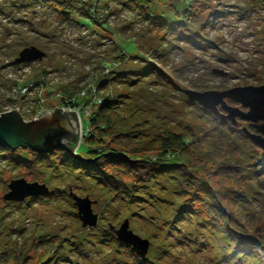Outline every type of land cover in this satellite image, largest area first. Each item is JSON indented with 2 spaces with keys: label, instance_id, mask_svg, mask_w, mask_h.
Masks as SVG:
<instances>
[{
  "label": "rangeland",
  "instance_id": "1",
  "mask_svg": "<svg viewBox=\"0 0 264 264\" xmlns=\"http://www.w3.org/2000/svg\"><path fill=\"white\" fill-rule=\"evenodd\" d=\"M32 47L46 57L16 64ZM246 87H264V0H0V117L80 128L77 159L0 148V264H264V150L185 94Z\"/></svg>",
  "mask_w": 264,
  "mask_h": 264
},
{
  "label": "water",
  "instance_id": "2",
  "mask_svg": "<svg viewBox=\"0 0 264 264\" xmlns=\"http://www.w3.org/2000/svg\"><path fill=\"white\" fill-rule=\"evenodd\" d=\"M45 57L44 52L32 47L22 51L15 63L18 65L32 63L42 61ZM214 74L227 75L219 70L214 71ZM185 94L189 101L201 105L233 125H237L239 119L252 123L256 128V133H250L247 129H244V133L254 144L264 150V87L233 88L227 91L205 93L185 90ZM227 100L240 104L243 109L248 110V113L239 107L230 106ZM260 122L262 123L259 124ZM79 129V119L75 113L57 110L56 113L44 114L38 121L26 123L19 111H15L0 117V148H11L12 150L29 148L40 154L56 149L69 151L67 144L79 138ZM71 154L77 159L74 153ZM13 189L16 191L18 188L14 187ZM43 191L45 192L46 189ZM74 199L83 227L97 226L98 216L94 215L92 211L91 201L77 197ZM112 230L116 233L118 240L130 247L139 257L142 259L147 257L151 246L150 242L130 231L128 221L119 230L114 227Z\"/></svg>",
  "mask_w": 264,
  "mask_h": 264
},
{
  "label": "trees",
  "instance_id": "3",
  "mask_svg": "<svg viewBox=\"0 0 264 264\" xmlns=\"http://www.w3.org/2000/svg\"><path fill=\"white\" fill-rule=\"evenodd\" d=\"M71 14V13H70ZM227 102L229 103V104H231V106H233L234 107V105H236V104H234V102L233 101H230V100H227ZM233 104V105H232ZM110 105V104H109ZM105 106V105H104ZM104 106H102V107H100V109H99V111L97 112V113H95L93 116H92V120L90 121V124H89V126H90V129H91V132H93V130H96V131H98V130H101L102 132H104V129H100L99 128V123L101 122V123H104V124H107V125H109L110 123H111V117H106V118H103L102 117V110H104V109H102V108H104ZM241 110H243V108L240 106L239 107ZM113 111V110H112ZM244 111V110H243ZM114 113V114H113ZM112 113V115H115V112H113ZM221 119V118H220ZM222 120V119H221ZM222 122L223 123H225V124H230L231 126H236V125H233L231 122H229V121H227V120H222ZM237 125H243V127L244 126H247V127H245L244 129H247L250 133H256V128H255V126L252 124V123H249V122H244V121H242V120H238V124ZM93 129V130H92ZM244 129H243V134L245 135V137L248 139V140H250L247 136H246V134L244 133ZM89 135V134H88ZM181 139V138H180ZM78 139L77 140H75L74 142H68V144H67V146H68V149H69V152L70 153H74L76 150H77V145H78ZM191 142V141H190ZM190 142H188V143H190ZM185 140H183V143H182V145H186V144H188ZM257 147V146H256ZM173 148V147H172ZM170 146L168 147V149H172ZM58 150H61V149H58ZM67 150V149H66ZM172 150H174V148L172 149ZM183 151V150H182ZM109 156V159L107 158ZM122 156V155H121ZM168 157V156H167ZM102 158H104L102 161L103 162H107L108 164H109V166L111 167V166H114V167H117V166H123V167H126L127 169H130V170H133V171H135V172H137L138 171V173H139V171L140 170H144V169H148L149 167H150V165H151V163H148L149 161H132V160H130V159H127V158H123V157H121L120 159H117V158H115V157H112L111 155H107L106 157H102ZM102 161H101V163L98 165V162L99 161H95L96 162V164L98 165H96V164H94L95 165V167H97V168H99L98 170H96V173L99 171V170H101L100 172L103 174V173H106L105 171H104V169L106 168H103V163H102ZM143 164H148L147 166H143ZM157 164H153L152 163V167L151 168H153V170H154V168H155V166H156ZM159 166H162L161 164H159ZM142 173H144V172H142ZM101 175V174H100ZM136 175V174H135ZM98 179H100V177H97ZM112 178V177H111ZM101 180V179H100ZM104 186H107V187H110V186H112V187H114V185H113V183L112 182H109V183H106V185L105 184H103Z\"/></svg>",
  "mask_w": 264,
  "mask_h": 264
}]
</instances>
